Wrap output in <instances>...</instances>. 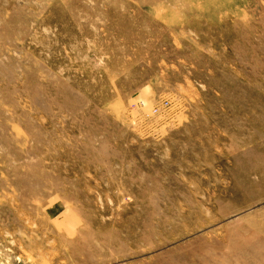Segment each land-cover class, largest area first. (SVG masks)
I'll return each mask as SVG.
<instances>
[{
    "label": "rangeland",
    "instance_id": "374dc122",
    "mask_svg": "<svg viewBox=\"0 0 264 264\" xmlns=\"http://www.w3.org/2000/svg\"><path fill=\"white\" fill-rule=\"evenodd\" d=\"M0 264H264V0H0Z\"/></svg>",
    "mask_w": 264,
    "mask_h": 264
}]
</instances>
